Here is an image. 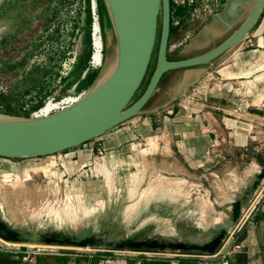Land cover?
Here are the masks:
<instances>
[{"label": "rangeland", "instance_id": "obj_1", "mask_svg": "<svg viewBox=\"0 0 264 264\" xmlns=\"http://www.w3.org/2000/svg\"><path fill=\"white\" fill-rule=\"evenodd\" d=\"M177 1L184 5V22L170 30L169 61L215 48L245 20L243 16L232 28L193 43L227 0ZM102 5V67L87 72L92 55L89 18L85 27L78 25L68 0H4L0 105L7 115L33 109L49 97L87 90L114 66L116 38L103 0ZM160 34L159 15L147 72L130 105L141 97L155 70ZM251 50L264 57V6L242 42L202 67L209 68V74L202 73L176 95L183 71L166 73L145 107L115 127L126 137L119 144L109 138L115 130H109L86 147L0 162V261L18 256L24 264H37L41 257L78 259L95 253L98 263L104 264L130 258L156 264H219L211 261L215 254L228 262L223 251L229 234L243 217L264 215V80L255 85L259 100L255 103L247 87L224 90L221 86L230 81L213 71L237 53ZM261 73L264 68L253 75ZM230 99H240L238 105L246 104V109L254 104L260 129L258 157L228 146L227 151L220 149L221 159L211 156L210 150L209 157L193 167L172 143L161 146L162 134L166 138L172 134L179 107L188 113L201 103L203 109L227 106L221 112L232 118L241 109L229 106ZM165 117L168 122L162 130ZM215 146L218 142L212 143ZM236 244L240 248L233 244L230 254L241 250Z\"/></svg>", "mask_w": 264, "mask_h": 264}, {"label": "water", "instance_id": "obj_2", "mask_svg": "<svg viewBox=\"0 0 264 264\" xmlns=\"http://www.w3.org/2000/svg\"><path fill=\"white\" fill-rule=\"evenodd\" d=\"M4 0H0V5ZM114 30L117 58L114 66L97 77L81 99L62 111L42 118H20L0 113V157L38 158L78 147L137 115L156 91L163 76L182 70L176 95L193 82L201 68L234 48L258 19L264 0H253L243 23L221 44L191 58L169 61L170 0H103ZM238 0H229L218 15L194 39L199 43L211 32L231 28ZM161 34L157 64L141 97L130 105L147 72L156 36ZM225 27V28H224Z\"/></svg>", "mask_w": 264, "mask_h": 264}, {"label": "crops", "instance_id": "obj_3", "mask_svg": "<svg viewBox=\"0 0 264 264\" xmlns=\"http://www.w3.org/2000/svg\"><path fill=\"white\" fill-rule=\"evenodd\" d=\"M245 38V37H244ZM243 38V39H244ZM242 39V40H243ZM242 40L240 42H242ZM239 42V43H240ZM238 43V44H239ZM237 44V45H238ZM212 65V64H210ZM264 68V57L261 56L255 50L237 53L234 60L227 62L218 71H213L214 74H218L221 80L230 81L226 82L221 86L224 90H233V87L243 86L251 90V95H248L249 99L256 101L258 103V94L255 93L256 84L264 80V74H259L254 77L253 73ZM209 69V68H208ZM208 69L205 70L201 68V72L197 75L199 77L202 73L206 74ZM252 80L238 81L240 78H250ZM235 80V81H234ZM186 85L182 91L189 86ZM220 87V88H221ZM181 91V92H182ZM186 91V90H185ZM236 91V90H234ZM180 93V92H179ZM178 93V94H179ZM176 94V93H175ZM257 95V97H255ZM223 98V97H219ZM215 100V99H213ZM240 100V99H239ZM239 100L230 99L227 101L229 106H238L241 111L233 114L232 118L227 115L222 114L228 110V107L215 108L206 106V109L201 108L203 103L197 104L194 109L183 111L181 107L176 110V114L172 120V134L168 135L162 134L163 140H161V146H166V143H172L173 150L175 149L180 155H184V158L190 166L195 167L201 163L200 159H205L209 157V151L213 150L211 156L223 157L221 150L227 151L228 146L236 149L246 150L251 152L252 157H258L259 153V139L260 129L258 127L259 117L255 115L256 111L254 104H251L250 109H246V104L241 103ZM235 118V119H233ZM168 117L163 119L162 130H165V124H167ZM160 122V119H156ZM164 127V128H163ZM145 131L149 134L151 130L149 121L144 122ZM114 127L111 130H115ZM106 133V132H105ZM105 133L101 134L99 137H103ZM254 134L256 136H254ZM154 135H151V137ZM161 137V138H162ZM109 138L112 139L116 144H119L124 138H126L121 130H115L109 134ZM171 138V139H170ZM257 139V140H256ZM213 142H218V146L212 147ZM212 148V149H211ZM221 149V150H220ZM219 151V155L215 154V151ZM144 151V150H142ZM255 152V153H254ZM33 160V158H31ZM207 162V161H204ZM210 163L208 164V166ZM228 241L226 245L229 246L223 251L228 256V262H222L221 256L218 254L211 256L215 261H220L219 264H264V215H251L247 219L243 217L240 223L234 228V230L229 234ZM240 243L241 250L236 253H229L228 250L233 246V244ZM0 264H24V260L20 261L18 256H12ZM37 264H104L103 262L98 263V257L95 253L91 256H85L83 258H60L53 259L51 257H41ZM105 264H156L155 262H142L136 259H124V260H109Z\"/></svg>", "mask_w": 264, "mask_h": 264}, {"label": "built area", "instance_id": "obj_4", "mask_svg": "<svg viewBox=\"0 0 264 264\" xmlns=\"http://www.w3.org/2000/svg\"><path fill=\"white\" fill-rule=\"evenodd\" d=\"M74 13L77 15L78 25L85 27V18H89V34L92 46V53L94 50L95 42H99L102 45V60L99 65H93L92 61L88 63L87 72L98 71L102 67L103 61V36L101 31L98 0H68ZM184 5H181L180 1L170 0V30L179 28L184 22V18L181 16ZM87 90L81 91L80 93L72 92L61 97H49L43 100L37 107L29 109L25 107L18 115H13L20 118H42L51 114L62 111L68 107H71L77 103L81 97L86 93ZM48 107L46 112L43 110ZM0 113L6 114V111L0 105ZM88 142L78 146L86 147ZM14 160L12 158L0 157V162H10ZM237 249L240 245L235 244Z\"/></svg>", "mask_w": 264, "mask_h": 264}, {"label": "flooded vegetation", "instance_id": "obj_5", "mask_svg": "<svg viewBox=\"0 0 264 264\" xmlns=\"http://www.w3.org/2000/svg\"><path fill=\"white\" fill-rule=\"evenodd\" d=\"M228 3H229V0H227L226 6L224 7V9L219 14L215 15L213 19H215L218 15H223V12L225 11V8L227 7ZM252 3H253V0H238V4L236 6L237 9H236L235 13H233L235 20H237V19H239V18H241L243 16H245V18H246L247 17V10H245V7H249L250 4H252ZM211 21H210V23H211ZM232 26H231V28H232ZM227 29H229V28H225L224 31L227 30Z\"/></svg>", "mask_w": 264, "mask_h": 264}, {"label": "bare ground", "instance_id": "obj_6", "mask_svg": "<svg viewBox=\"0 0 264 264\" xmlns=\"http://www.w3.org/2000/svg\"><path fill=\"white\" fill-rule=\"evenodd\" d=\"M101 60H102V45L99 42H95L94 50H93V53L91 55V61H92L93 65H99ZM47 109H48V107H46L43 110V112H46ZM47 156H50V155H47Z\"/></svg>", "mask_w": 264, "mask_h": 264}, {"label": "trees", "instance_id": "obj_7", "mask_svg": "<svg viewBox=\"0 0 264 264\" xmlns=\"http://www.w3.org/2000/svg\"><path fill=\"white\" fill-rule=\"evenodd\" d=\"M102 0H98V8H99V16H100V23H101V19L103 18L104 15V8L102 7Z\"/></svg>", "mask_w": 264, "mask_h": 264}]
</instances>
